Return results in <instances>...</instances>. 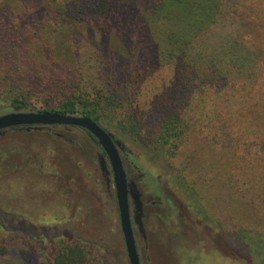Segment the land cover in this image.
Masks as SVG:
<instances>
[{
  "label": "rangeland",
  "instance_id": "rangeland-1",
  "mask_svg": "<svg viewBox=\"0 0 264 264\" xmlns=\"http://www.w3.org/2000/svg\"><path fill=\"white\" fill-rule=\"evenodd\" d=\"M6 3L0 115L13 92L33 111L78 86L101 92L144 205L141 232L130 201L141 263L264 264V0L119 2L110 19L81 0ZM170 115L182 137L161 157L153 140ZM101 154L79 127L0 132V264H60L74 248L82 264H130Z\"/></svg>",
  "mask_w": 264,
  "mask_h": 264
},
{
  "label": "trees",
  "instance_id": "trees-1",
  "mask_svg": "<svg viewBox=\"0 0 264 264\" xmlns=\"http://www.w3.org/2000/svg\"><path fill=\"white\" fill-rule=\"evenodd\" d=\"M48 4L55 3L57 0H43ZM84 3H90L92 4L91 7H98L96 10L98 12H105L108 11L107 16H105L106 19H110L111 17L115 16L116 13H118V8L115 7L113 3L122 2L124 5H127L128 3H132L134 1L138 0H81ZM142 1V0H139ZM6 0H0V19L3 17V12L6 8ZM77 5V4H76ZM3 22V21H2ZM2 24V23H1ZM4 30V29H3ZM2 38L7 44V35L6 31H3ZM7 61L9 63V70L5 71L6 78L10 79V81L13 84H17L22 72L17 68V65L14 63V58L11 54H7ZM209 80L208 75L206 74V86H212L219 90V87L215 82H207ZM61 82V80H60ZM13 86V85H12ZM71 88V87H69ZM80 87H75L72 89L71 94L65 99V101L61 104L60 108L58 110H37V111H52V112H59L63 114H76V115H83L88 116L94 119L97 123H99L104 129L108 131L109 127L113 124V118L110 113L107 112V107L105 102L102 99L101 92L99 90L96 91L95 94H93V97L86 91H83L79 89ZM188 90V85L184 87ZM221 88V87H220ZM92 94V93H91ZM6 97V96H5ZM8 103L10 106V109L12 111H25L27 109H31L29 107V104L27 102V96L23 93L16 94L11 93V95L8 96ZM166 103H162L161 105V111L163 112H170L167 111V108L169 109V105ZM33 111V110H30ZM183 120L177 119L176 116L170 115L162 120V128L163 133L161 135H157V138L153 140V144H157V154L161 157H164V153L167 151V146L172 144L174 141H177L182 137V132L177 130V127L182 124ZM131 123V132L132 136L135 137L139 134V131L137 129L136 123L134 121H130ZM42 127L47 126H40V127H30V129H27V127H18V128H25L27 130L32 129H39ZM86 131V130H85ZM1 132V131H0ZM94 140L96 138L92 136L88 131H86ZM109 132V131H108ZM110 133V132H109ZM126 133V132H125ZM112 138L115 143L118 144V147L121 148L122 142L120 139H118L114 134L112 135ZM141 142H144L146 144L149 143V139L145 140L144 137H140ZM97 141V140H96ZM98 142V141H97ZM101 163L103 162L104 165L102 166V170L104 172V175L107 177V180L110 182L111 178L109 175H111V170L108 169V160L105 152L102 150L101 154ZM103 158H105L103 160ZM4 248V247H3ZM5 251L2 249V246H0V254H4ZM66 258V264H82L84 261V250L79 248L70 249L68 253H65L60 257V260L58 259V263H62V258Z\"/></svg>",
  "mask_w": 264,
  "mask_h": 264
},
{
  "label": "water",
  "instance_id": "water-1",
  "mask_svg": "<svg viewBox=\"0 0 264 264\" xmlns=\"http://www.w3.org/2000/svg\"><path fill=\"white\" fill-rule=\"evenodd\" d=\"M53 125H65L82 128L94 136L100 144L111 165L121 227L130 264H141L130 211L131 195L136 203L139 213L137 223H139L140 230L143 232L144 230L141 222L142 204L140 201V194L132 190L130 191L129 189L124 163L120 155L118 144L114 142L112 134L91 117L83 115L63 114L52 111L22 110L11 111L0 115V131L15 127H27V129H30V127ZM101 165L103 166L104 163L102 162Z\"/></svg>",
  "mask_w": 264,
  "mask_h": 264
},
{
  "label": "flooded vegetation",
  "instance_id": "flooded-vegetation-1",
  "mask_svg": "<svg viewBox=\"0 0 264 264\" xmlns=\"http://www.w3.org/2000/svg\"><path fill=\"white\" fill-rule=\"evenodd\" d=\"M53 126H55V125H53ZM63 126H65V125H63ZM71 127H73V126H71ZM15 128H18V127H15ZM9 129H13V128H9ZM7 130V129H6ZM84 130V129H83ZM2 131H4V130H2ZM96 141V140H95ZM97 142V141H96ZM119 148V147H118ZM119 151H120V155H121V157H122V160H123V163H124V167H125V170H126V174H127V179H128V186H129V189H130V191L132 190V191H134V189H132V187H131V183H130V180H129V178H128V170H127V168H126V165H125V161H124V156H123V153L121 152V148H119ZM107 160H108V158H107ZM108 163L110 164V162H109V160H108ZM110 167H111V165H110ZM111 173H112V169H111ZM112 175H113V173H112ZM114 181V180H113ZM116 190V189H115ZM135 192V191H134ZM131 199H133L132 197H131V195H130V201H131ZM134 200V199H133ZM140 201H141V195H140ZM118 203V202H117ZM141 204H142V214H141V222H142V225H143V221H142V219H143V215H144V209H143V203H142V201H141ZM130 211H131V203H130ZM139 214V213H138ZM138 214L136 215V219H135V221H136V223H137V218H138ZM131 219H132V217H131ZM132 224H133V221H132ZM138 225H139V223H137ZM133 229H134V227H133ZM139 229H140V225H139ZM143 230H144V226H143ZM141 231V230H140ZM142 232V231H141ZM134 234H135V232H134ZM135 239H136V237H135ZM125 240V239H124ZM137 243V242H136ZM137 250H138V248H137ZM138 253H139V251H138ZM139 257H140V255H139ZM140 260H141V258H140ZM142 264V263H141Z\"/></svg>",
  "mask_w": 264,
  "mask_h": 264
}]
</instances>
